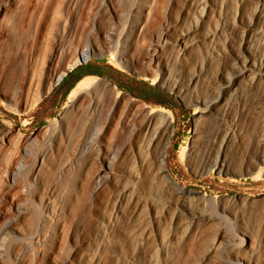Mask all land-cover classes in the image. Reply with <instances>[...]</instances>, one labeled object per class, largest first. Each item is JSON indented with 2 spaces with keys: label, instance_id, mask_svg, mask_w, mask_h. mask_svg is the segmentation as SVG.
<instances>
[{
  "label": "rangeland",
  "instance_id": "rangeland-1",
  "mask_svg": "<svg viewBox=\"0 0 264 264\" xmlns=\"http://www.w3.org/2000/svg\"><path fill=\"white\" fill-rule=\"evenodd\" d=\"M220 2L0 0V264H61L64 258L65 264H121L133 252L134 264H235L229 254L247 251L243 232L258 248L254 264H264V84L249 86L245 80L243 95L224 100L228 81L222 73L235 72L225 57L210 58L211 45L204 40L185 57L178 55V38L195 24L189 40L203 39L217 24L221 38L242 49L244 29L238 19L221 15ZM252 4L245 0V16ZM157 34L164 37L163 47L153 45ZM88 44L97 48L88 61L67 69ZM256 48L263 52L264 41ZM115 54H125L137 71L112 61ZM63 71L64 79L56 82ZM90 72L104 73L91 75L114 82L137 105L129 111L123 136L113 138L120 128L114 112L103 121V136L84 147V132L68 124L66 106L69 86ZM145 107L174 117L164 159L167 173L155 153L141 164L137 136H128L144 125ZM222 124L242 134L225 145L217 134ZM105 151L113 169L97 185L94 176ZM126 170L141 178L127 176ZM164 175L178 186L163 183ZM149 176L153 184L140 194L143 204L135 214L137 224L151 225L140 248L137 234H129L128 214L116 223L109 219L127 186H142ZM178 203L205 216L186 228L167 216L158 226L152 207L179 210ZM220 235L230 242L220 239L221 251L207 257Z\"/></svg>",
  "mask_w": 264,
  "mask_h": 264
},
{
  "label": "bare ground",
  "instance_id": "bare-ground-1",
  "mask_svg": "<svg viewBox=\"0 0 264 264\" xmlns=\"http://www.w3.org/2000/svg\"><path fill=\"white\" fill-rule=\"evenodd\" d=\"M209 1L213 3V0ZM244 2L245 0H221L220 2L222 7L221 15L225 13L229 18L238 19L243 27L242 28L240 26L241 29H244L243 37L241 38V40L243 41V45L241 46L242 49L238 48L237 46H230L231 42L229 38L225 37L223 40L221 38V36L223 35V29L217 24L214 25V28L212 30L207 32L206 36H204L203 39L198 36L196 39L189 40L187 34L197 32L198 24H195L189 29L187 33L183 32L177 41V44L180 46L179 50L181 51L178 54L179 56L185 57L188 52L193 49V47H195L194 45L204 40L208 41L211 45L212 51L210 54V58H213L214 54L225 57L227 65H230V67L235 71L233 76L222 73V77L226 78L228 81L225 86L224 94V100L227 101L232 100L233 95H243V93L245 92V80L252 83V85L249 86H254L258 83L264 84V50L263 52H259L256 48V46H260L262 40L264 41V0H253L251 14L248 16H245V12L243 10ZM205 18H209V16L207 15ZM162 38L164 39L163 35L157 34L156 43H154L153 45L157 47H161L162 45L163 47ZM95 49L97 50L95 46H92V44H88L83 48L82 51L75 55L74 60L67 66V69L71 70L75 66L80 64L81 60L89 59L93 52H95ZM111 59L112 61H118L119 64L126 66L131 70L137 71V67L134 62H130L126 58L125 54L112 55ZM236 61H240V63L242 64L239 66L237 65ZM66 73L67 72L65 71L60 72L56 77V82H60L61 80H63ZM246 93L249 94V90H247ZM108 97L112 99L111 102H108L109 100L107 101ZM68 100L69 103H67V108L65 107L66 114L71 115V119L68 124L84 132L82 142L84 147L93 146L96 141L103 136L104 129L106 128V124H103V121L106 122L109 119L110 115L114 112L116 115H118L120 123V128L118 130L121 133L116 130L115 132H113V138L118 139L123 136V134H125V130L127 129L126 118L128 117L129 111L133 108V104H136L134 103L136 101L135 97L132 95L121 94L114 82H111L106 78L91 74L84 76L80 81L76 83V85L68 94ZM140 108H142V106ZM118 110H120L119 114ZM143 113L145 116L144 125L141 127V129H139V131L131 128L132 130H130L128 136L132 137L135 134L137 136V140L135 141V148L138 155V161L141 164L146 163L149 154L155 153L158 155L161 161H163L162 169L167 173L166 166L164 165V159L166 157V149H168L171 136L174 133V117L166 110L157 109L154 107H145ZM217 134H219L221 137L223 136L222 141L223 144L226 145V143H231L232 140H235L237 137H239L242 134V131L235 127L229 126H225V128H223L222 124ZM31 139L33 140L34 138L31 137ZM162 143H164L163 147L160 149L161 151H159V146ZM103 155L105 156L103 165L94 176V182L97 185L101 184V182L107 178V176L113 169L112 160L106 158L108 155V151L103 152ZM22 162L23 161H20V163L18 164L19 170L22 168ZM224 163L222 165H224ZM260 163L264 164V155L261 158ZM125 173L127 176L135 178L136 180H139V178H141L134 171L126 170ZM163 183L168 184L169 187L178 186L175 180L169 181L166 176ZM151 184H153V177L150 176L146 178L142 186L139 185L140 187H137L136 183L131 185L129 184L124 192V197L115 207L116 214L109 219L111 223H116L120 216H125L126 214H128L131 228L129 234H137L136 243L137 246H140V248L143 247L144 243L150 236L151 225L145 223L144 221V224L142 225L137 224L135 214L141 211V207L143 204L140 198V194H142L143 192L147 193ZM183 189L184 188H178V193L184 192ZM186 193L189 194V192ZM238 198L240 199L242 197L238 196L236 199ZM124 204L130 206L129 213H126ZM176 206L179 210H170L169 208H164L162 211H159L152 207L154 209V218L156 221H158V226L159 222H161V220L167 216L170 217L172 221H176L178 228L190 227L205 216L200 211L187 206L185 203H178ZM221 209L223 212L229 211V209L225 207H222ZM157 229V234L159 236V234H161V228L157 227ZM243 233L248 236L247 251H232L231 254H229V261L234 260L235 264H254L255 254L257 253L258 248L256 247L253 237L247 232ZM161 239L162 244H164L168 250L169 242L167 241V238L162 234ZM220 239L222 240L221 242L224 241V243L230 242L229 237L220 235L218 239L211 245L207 257L215 255L221 251L218 245ZM1 258L2 255L0 253V259ZM135 258L136 254L135 252H133L131 255H129V258L122 261L121 264H134ZM66 262L67 258H64L61 261V264H65ZM152 263L158 264L155 260H152Z\"/></svg>",
  "mask_w": 264,
  "mask_h": 264
},
{
  "label": "trees",
  "instance_id": "trees-1",
  "mask_svg": "<svg viewBox=\"0 0 264 264\" xmlns=\"http://www.w3.org/2000/svg\"><path fill=\"white\" fill-rule=\"evenodd\" d=\"M98 74V75H103L104 73H101V72H90V74ZM90 74H86V75H90ZM86 75H82V76H79L75 81H74V83L72 84V85H70L69 86V88H68V94L70 93V91L72 90V88L76 85V83L78 82V81H80L84 76H86ZM151 89H156L160 94L162 93H164V91H162L161 89H159V88H157V87H151ZM159 103L160 104H163V105H167V103H166V101H159Z\"/></svg>",
  "mask_w": 264,
  "mask_h": 264
},
{
  "label": "water",
  "instance_id": "water-1",
  "mask_svg": "<svg viewBox=\"0 0 264 264\" xmlns=\"http://www.w3.org/2000/svg\"><path fill=\"white\" fill-rule=\"evenodd\" d=\"M88 61V59L87 60H81V64H84V63H86ZM67 74V73H66ZM64 79V78H63Z\"/></svg>",
  "mask_w": 264,
  "mask_h": 264
}]
</instances>
